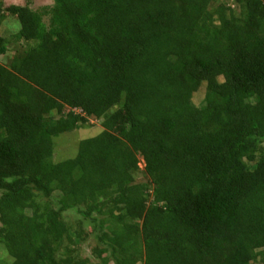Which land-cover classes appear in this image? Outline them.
Masks as SVG:
<instances>
[{"label": "trees", "instance_id": "trees-1", "mask_svg": "<svg viewBox=\"0 0 264 264\" xmlns=\"http://www.w3.org/2000/svg\"><path fill=\"white\" fill-rule=\"evenodd\" d=\"M11 18L8 264H264V0H0ZM90 118L101 132L55 161V138Z\"/></svg>", "mask_w": 264, "mask_h": 264}, {"label": "rangeland", "instance_id": "rangeland-1", "mask_svg": "<svg viewBox=\"0 0 264 264\" xmlns=\"http://www.w3.org/2000/svg\"><path fill=\"white\" fill-rule=\"evenodd\" d=\"M6 5L11 4V3H16V4H30L33 8H39L43 5H49L53 2V0H4ZM20 22L15 19L11 18L9 22L4 23L0 27V33L3 34L4 36H10L13 31H17L20 29ZM12 53H14V48L12 49ZM2 63H6V57H2L0 59ZM205 95V90L204 87H202L198 92L195 93L194 95V102L196 104H199L202 99L204 98ZM103 129L102 123L100 120L90 118L89 123L87 126H81V128H78L72 132L64 133L60 135L59 137L55 138L56 141V148L54 151V160L55 161H62L71 157H74L79 148L80 141L82 139L92 137L97 135L98 133L101 132ZM140 167L141 170L144 168V161L141 160L140 162ZM136 180L137 181H146V177L142 173V171H139L136 175ZM65 215L68 216V219L72 220V218L75 220L80 219L81 217L76 213V212H66ZM94 215H97V213H94ZM99 216V215H97ZM70 217V218H69ZM99 217H104V216H99ZM88 223V222H87ZM85 225V228L88 229L89 223ZM98 243L96 241V238L94 235H90L88 242H84L82 244L83 252L82 254L84 256L90 255L92 247L96 246ZM4 250L0 249V264H8L10 263V258L6 256V253L3 252ZM256 264H262L260 262H257Z\"/></svg>", "mask_w": 264, "mask_h": 264}]
</instances>
